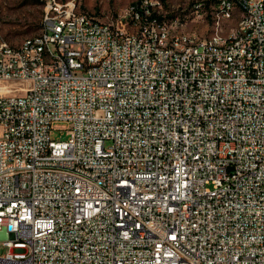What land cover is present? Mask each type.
Listing matches in <instances>:
<instances>
[{
    "label": "built area",
    "instance_id": "obj_1",
    "mask_svg": "<svg viewBox=\"0 0 264 264\" xmlns=\"http://www.w3.org/2000/svg\"><path fill=\"white\" fill-rule=\"evenodd\" d=\"M188 2L222 34L245 4L251 35L224 52L187 15L145 22L161 0L123 26L50 0L40 52L3 42L0 264H264V0Z\"/></svg>",
    "mask_w": 264,
    "mask_h": 264
},
{
    "label": "rangeland",
    "instance_id": "obj_2",
    "mask_svg": "<svg viewBox=\"0 0 264 264\" xmlns=\"http://www.w3.org/2000/svg\"><path fill=\"white\" fill-rule=\"evenodd\" d=\"M56 1L61 4L74 3L76 11L105 22L110 19L119 21L137 1L143 0ZM188 3V0H161V5L154 9L149 18L157 21L156 15H158L171 22L175 16L182 18L187 15L188 19L183 23V30L186 33H196L201 38H208L213 32L211 16L209 17L208 12L206 15H191ZM49 4L50 0H0V45L4 42L11 47H16L25 39L38 34L41 17ZM233 22L235 24V20L226 24L228 27H233ZM66 128V124H57V130L53 131L51 135L52 140L67 141L68 136L64 131ZM4 251L3 247L0 246V254Z\"/></svg>",
    "mask_w": 264,
    "mask_h": 264
},
{
    "label": "bare ground",
    "instance_id": "obj_3",
    "mask_svg": "<svg viewBox=\"0 0 264 264\" xmlns=\"http://www.w3.org/2000/svg\"><path fill=\"white\" fill-rule=\"evenodd\" d=\"M224 1H232V0H224ZM149 2H154V1L153 0L141 1L142 4H149ZM134 6L131 7L125 14H130ZM48 7L49 5L46 7L44 15L48 13ZM156 7H158V5H150L144 7L145 22L155 21L153 19L150 20L149 17L151 13H153ZM83 14L84 13L81 12L71 13V21L83 20ZM244 15H246L245 4H237V9H235V17L227 18V22H231L235 20V24L233 22L234 24L233 27H228L227 24H225L224 26L225 34H222L223 17H217V16H211L213 32L208 38H201L196 33H190V34L192 35V37H198L199 40H205L207 46L211 48L224 47V52H234V50H237L238 48V40H235L236 30H238V37H246L247 35H251V28H249V26H245ZM156 16L154 17L156 18ZM52 20H62V13H52ZM126 22H131V15H124L121 17L119 21L116 20V26H123ZM171 22H175V19L172 20ZM152 34L153 37H163V27H152ZM127 36H134V29H127ZM2 44L0 45V61H1ZM25 46H32V52H40V45H32V37L25 39L18 46L16 47L10 46V48H24ZM165 51H179V56H186V54L188 53V45L180 46L179 40H168L165 43ZM91 67H98V60H91Z\"/></svg>",
    "mask_w": 264,
    "mask_h": 264
},
{
    "label": "trees",
    "instance_id": "obj_4",
    "mask_svg": "<svg viewBox=\"0 0 264 264\" xmlns=\"http://www.w3.org/2000/svg\"><path fill=\"white\" fill-rule=\"evenodd\" d=\"M85 14V13H84Z\"/></svg>",
    "mask_w": 264,
    "mask_h": 264
}]
</instances>
